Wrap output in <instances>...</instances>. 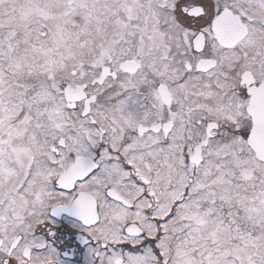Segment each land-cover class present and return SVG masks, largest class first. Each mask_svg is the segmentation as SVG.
<instances>
[{
	"label": "snow or ice",
	"instance_id": "6c2138e0",
	"mask_svg": "<svg viewBox=\"0 0 264 264\" xmlns=\"http://www.w3.org/2000/svg\"><path fill=\"white\" fill-rule=\"evenodd\" d=\"M0 264H264V0H0Z\"/></svg>",
	"mask_w": 264,
	"mask_h": 264
}]
</instances>
